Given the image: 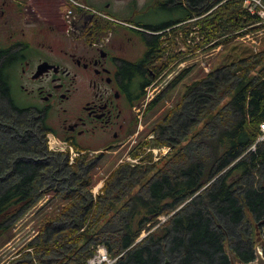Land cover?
I'll list each match as a JSON object with an SVG mask.
<instances>
[{
	"label": "trees",
	"instance_id": "16d2710c",
	"mask_svg": "<svg viewBox=\"0 0 264 264\" xmlns=\"http://www.w3.org/2000/svg\"><path fill=\"white\" fill-rule=\"evenodd\" d=\"M213 1L193 0L194 8H201L198 16L206 14L194 23L200 31L197 47L211 44L221 33L242 30L260 20L242 7L241 0H230L210 11L218 3ZM262 58L263 54L241 58L188 85L182 103L153 129L154 145L168 143L174 148L199 131L202 151L195 158L184 150L176 152L139 190L137 187L156 165L130 168L126 163L110 174L97 197L90 189V178L80 173L86 153L70 166L67 153L49 151L47 133L56 131L12 96L6 68L0 61V95L5 103L2 111L16 119L15 124L30 121L22 130L33 128L26 138L17 133L21 151L30 152L32 158L0 168V172L12 168L11 175L0 179V247L12 239L15 222L37 202L41 190L57 188L66 203L45 223L42 235L46 236L56 223L66 221V227L53 231L62 241L54 240L51 248L43 237L40 243L31 244L37 254L43 245L46 252L57 251L60 257L55 264H87L93 252L90 247L99 242L118 257L115 264H232L230 253L240 264L255 261V248L264 242V224H260L264 221V142L256 150L251 147L264 121V68L255 77H247ZM226 98L229 100L222 103ZM178 109L185 111L181 112L184 120L180 124L175 119ZM33 115L38 116L37 122L31 120ZM6 137L11 140L8 136L0 139ZM147 144L145 140L140 142L132 151L134 157H139ZM151 157L149 154L142 160ZM48 158L63 164L60 171L70 174L76 187L68 194L52 186V179L43 175L54 164ZM164 215L170 217L162 222ZM145 231L150 232L142 237ZM29 263L33 261L26 256L20 264Z\"/></svg>",
	"mask_w": 264,
	"mask_h": 264
},
{
	"label": "flooded vegetation",
	"instance_id": "af4514ba",
	"mask_svg": "<svg viewBox=\"0 0 264 264\" xmlns=\"http://www.w3.org/2000/svg\"><path fill=\"white\" fill-rule=\"evenodd\" d=\"M199 10L193 0H0L12 96L79 147L125 146L144 91L191 59Z\"/></svg>",
	"mask_w": 264,
	"mask_h": 264
},
{
	"label": "rangeland",
	"instance_id": "374dc122",
	"mask_svg": "<svg viewBox=\"0 0 264 264\" xmlns=\"http://www.w3.org/2000/svg\"><path fill=\"white\" fill-rule=\"evenodd\" d=\"M215 1L218 3H214ZM228 1L214 0V7L210 11H213ZM241 1L242 7H244L245 1ZM263 8L264 0H262V5H259V9ZM70 10V7L65 9L66 12ZM205 15L206 14L198 16V13L194 14L195 17L193 18L192 22V33L189 37V43L192 46L191 59L188 57L187 60L186 58L184 60H180V64L174 68H170V70H167V72L160 79L149 85L151 88H147L144 99L141 103H139V109H141L135 111L137 114H139L137 126L133 130V134L127 140L125 146H120L119 144L113 148H110L109 150H106L101 148V146H98L99 144H96L92 148H85V151H79L72 143L69 142L68 146L71 147L70 145H72V147L77 151L75 152L78 154L75 157L74 162L71 161L70 154L68 152L53 151L50 150L48 146V149L51 152L67 153L70 166L76 165V160L86 153V161L80 164V173L90 178V189L94 197H97L101 193V189L104 187L110 174L117 171L120 166L125 165L126 163L129 164L128 166L130 168L138 165L144 166L146 164L153 166L156 165L154 169L146 175L140 186L137 187L136 190H139L141 185L143 187L153 176H155L159 168H162L167 161L172 160L176 152L184 150L187 156L195 158L198 154V151H202V144L200 142L201 138L197 136L199 131H194L192 135L189 134V137L180 146H176L175 148L168 143L154 145L153 142L155 137L153 129L160 121L163 120L164 117L168 115L171 109L182 103L188 90V85H191L195 81L204 78L213 71H217L220 67H223L227 64H232V62H235L241 58L253 59L255 55L263 54L262 60L256 63L255 68L250 72L247 79L255 77L260 73V70L264 68V21L259 20L258 22L249 24L248 26L243 27L242 30H228L216 36L211 44H203L197 47L198 44H196V42H198L197 39L200 31L194 23L197 18L203 17ZM253 27L256 28L253 29ZM217 42L220 44L216 45ZM14 92V96L18 102L24 103L27 101V97L21 94L19 90H14ZM227 99L229 100V98H226L222 101V103H225ZM144 100L145 102L143 104ZM154 100H156L154 106L151 109H148L149 104ZM3 105H5L3 102V96L0 95V136H8L11 138V140H9L6 137L4 138V141L0 139V156H2V160H0V168L4 165L10 167L12 164H15L16 160L28 161L32 158L31 155H33L30 152L21 151L22 144H17L19 141L17 133L26 138L29 136V131L33 129L29 128L22 130L23 128H27V124L30 123V121L27 124L23 123L25 125L22 123L15 124L16 119H11L4 115V112L2 111ZM181 112L185 113L184 110L181 111V109H178V112L175 115V119L177 120L178 124L184 120ZM36 117L38 116L33 115L30 118L32 121L37 122V119H35ZM191 117L193 119L194 116ZM39 121L41 120L39 119ZM201 127L200 129H202ZM49 134H54L62 141L65 140L56 132L51 130L47 133L46 142L48 141ZM13 135L14 138L12 139ZM143 140L149 142V144L143 147L141 151L142 153L139 157H134L132 151ZM17 147H20V151L15 152ZM149 154L152 155L151 159L143 161L142 159L147 157ZM34 158H36V160L40 159L39 156ZM50 161V163H54V161L51 159ZM62 166L63 164H59V162H57V164L54 163L51 168H48L49 172L45 170L43 175L47 174L46 178L52 179V186L57 185L60 189H64V191H66L65 193L68 194L69 191L75 189L76 186H74V184L71 182L70 174L60 171ZM11 169L12 168H7L3 172H0V179H3V176L8 177L11 175ZM51 169L54 174L50 173L52 172L50 171ZM199 193L200 191L195 196H197ZM65 203L66 200H64L63 195L59 193L57 188L49 191L41 190L37 202L15 222L13 229L14 236L12 239L0 247V264H20L26 259V256L28 260L33 261V264H55L60 257L57 251L46 252L45 250H47V248L45 245H43V248H41L42 251L37 254V248L31 247V244L40 243V238L42 237L43 240L49 241V248L55 246L53 245L54 240L62 241V238H59L58 236L59 234L53 231L61 230L66 227V221L56 223L54 226H52L54 229L47 233V237L42 235V230L45 223H47L54 215H56L62 209V207H64L63 205ZM112 215L113 214H111V216ZM168 217H170V215H164L160 218V220L164 222L168 219ZM154 229L155 228H153L151 231ZM148 232L150 231H145L142 237L146 236ZM85 243H87V241H84V244ZM102 247H106L107 249L105 243L99 242L92 244L90 249L93 252L92 255L86 259L87 264H98L100 249ZM38 248H40V246ZM107 252L110 257L118 260L116 259L117 257H113L109 253L108 249ZM36 255H40L42 260H39ZM178 258L180 257H177V259ZM116 262L117 261H115V263ZM173 264H176L175 261Z\"/></svg>",
	"mask_w": 264,
	"mask_h": 264
},
{
	"label": "built area",
	"instance_id": "2783aa9c",
	"mask_svg": "<svg viewBox=\"0 0 264 264\" xmlns=\"http://www.w3.org/2000/svg\"><path fill=\"white\" fill-rule=\"evenodd\" d=\"M243 1H245V4H244L245 9H247L249 13H251L253 16H258L261 21H264V8L259 9V5H262V0H243ZM149 88L151 87H148V89ZM147 96H146V99H147ZM145 100L143 101V104ZM47 142H48V146L50 150L68 152L70 154L71 161L72 162L75 161V157L78 155L76 153L77 151L72 147V145H70L71 147L68 146V143H69L68 141L66 140L62 141L58 139L54 134H49ZM263 142H264V121L260 123V134L256 142L252 145L251 149L256 150L258 144L263 143ZM116 259H118V257ZM115 261H116L115 259L109 256L106 247H102L100 249V256H99L98 264H114Z\"/></svg>",
	"mask_w": 264,
	"mask_h": 264
},
{
	"label": "water",
	"instance_id": "95a60500",
	"mask_svg": "<svg viewBox=\"0 0 264 264\" xmlns=\"http://www.w3.org/2000/svg\"><path fill=\"white\" fill-rule=\"evenodd\" d=\"M260 224H264V221H262ZM263 249H264V242H262L260 246H259V244L256 246V257H257L256 260L252 261V262H250L248 264H264V252H263ZM230 256H231L232 264H240V263L236 262V260H235V258H234L232 253H230Z\"/></svg>",
	"mask_w": 264,
	"mask_h": 264
},
{
	"label": "bare ground",
	"instance_id": "6f19581e",
	"mask_svg": "<svg viewBox=\"0 0 264 264\" xmlns=\"http://www.w3.org/2000/svg\"><path fill=\"white\" fill-rule=\"evenodd\" d=\"M228 1V0H227ZM117 261V260H116Z\"/></svg>",
	"mask_w": 264,
	"mask_h": 264
}]
</instances>
